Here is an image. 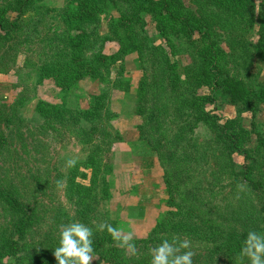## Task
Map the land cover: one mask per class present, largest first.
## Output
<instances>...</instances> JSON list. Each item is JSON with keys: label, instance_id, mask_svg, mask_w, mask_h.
Listing matches in <instances>:
<instances>
[{"label": "trees", "instance_id": "trees-1", "mask_svg": "<svg viewBox=\"0 0 264 264\" xmlns=\"http://www.w3.org/2000/svg\"><path fill=\"white\" fill-rule=\"evenodd\" d=\"M64 1L61 8L43 0L0 1V72L10 70L19 45L26 40L29 11L48 12L63 27L52 37V53L35 69L38 85L52 80L66 91L86 79L101 78L111 65L136 54L144 64L136 81V116L142 117L137 127L149 145L151 158L146 166L163 168L167 207L147 236L131 237L128 243L139 244L138 254H128L127 245L122 246L106 228L97 230L103 223L118 231L117 220L109 214L102 222L98 206L113 196V166L105 155L111 133L98 124L103 112L109 119L119 114L107 110L105 91L92 95L84 107L74 106L66 97L57 103L39 100L36 112L46 122L81 125L79 134L87 153L71 159L58 172L57 182L47 177L31 185L22 174L17 180L6 173L16 148L0 135V264H11L8 259L16 255L19 264H56L53 248L58 229L70 221L93 228V253L106 264H149V249L173 237L198 242L204 255H198L194 264L199 259L214 264L219 256L248 262L239 256L246 233H264V128L257 121L264 110V80H260L264 0ZM102 13L109 21L108 33L100 39L96 26ZM147 16L162 43L146 35ZM106 39L116 41L118 49L91 52L95 43ZM178 55L189 60L183 74L174 59ZM201 88L209 91L200 93ZM130 89L128 83L125 91ZM217 100L248 112L250 127L239 117L221 120L208 108ZM9 109L12 117L0 116V120L14 130L20 128L25 119L18 114L19 107L10 104ZM200 129L210 132L211 149L200 139ZM236 156L243 157L241 166ZM55 184L62 187L67 206L51 210L42 206L41 195L48 189L54 194ZM99 216L100 221H95Z\"/></svg>", "mask_w": 264, "mask_h": 264}, {"label": "rangeland", "instance_id": "rangeland-1", "mask_svg": "<svg viewBox=\"0 0 264 264\" xmlns=\"http://www.w3.org/2000/svg\"><path fill=\"white\" fill-rule=\"evenodd\" d=\"M185 1L188 2V0ZM64 2V0H43L42 3L50 7L61 8ZM25 21L29 22L26 25L27 32L24 34L26 40L19 45L15 62L10 70L0 72V116L12 117L9 105L15 104L19 107L18 114L25 119L24 124L15 130L0 120V135L4 134L10 145L16 148V154H12L13 157L8 159L6 173L17 180H21L19 176L22 174L31 185H35L37 179L43 182L47 177L57 182L58 172L64 171L71 159L84 157L87 153V146L84 145L82 135L79 134L80 124L46 122L36 112L38 101L44 99L57 103L66 97L74 106L84 107L93 97L92 95L105 91L107 110L119 115L109 119L107 113L103 112L98 124L113 134L108 135L109 144L105 147L106 160L113 166L110 175L113 196L101 201L98 205L101 210L100 215L103 216L102 222L105 221L104 216L107 213L110 218L117 220L119 234L130 235L133 238L147 236L149 229L156 224L161 212L166 209L165 199L168 195L161 184L163 168L160 165L146 166L147 160L151 158L148 152L149 145L140 138V130L137 127L142 122V117L136 116L138 103L136 81L144 72V64H140L137 55L134 54L111 65L108 73L103 72L101 78L86 79L66 91L58 88L52 80H45L38 85L35 69L52 53V37L55 33L61 32L63 27L60 21L57 18L54 20L48 12L36 15L34 11H29L25 15ZM108 21L107 13H102L96 26L100 39L108 33ZM34 25L35 29H33ZM145 32L150 40L157 44L162 43L155 23L149 16L146 17ZM256 32L257 27L252 37L256 38ZM23 39L22 34L19 40ZM118 46L116 41L106 39L105 42L95 43L91 52L101 48L110 53L116 51ZM174 59L177 60L178 71L183 74L184 65L189 62L188 58L178 55ZM145 66L149 69L147 63ZM262 68L260 80H264V65ZM128 83L131 89L126 92L125 87ZM208 91L207 88L199 89L200 93ZM208 108L217 113L221 120L239 117L246 127H250L251 115L236 104L227 100H217L215 104L208 105ZM257 121L263 126L261 128H264V110L259 114ZM82 124L85 125L84 122ZM199 132L204 135L201 134L200 139H205V147L211 149V139L207 138L210 132L205 129H200ZM114 137L115 140L112 142ZM236 160L239 166L244 162L242 156H236ZM53 191L54 194L51 193V189H48L49 193L41 195L42 206H47L51 210H55L57 206L66 207L62 187L55 184ZM53 213L51 212V215ZM100 219L101 216L96 217L95 221H100ZM188 241L191 250L195 253L194 264L196 257L204 255V251L201 250L198 242ZM138 245L134 246L135 252L127 248V253L138 254L140 251ZM8 260L11 264L20 262L18 255ZM203 262V259H199L198 264H203ZM91 264L106 263L94 255ZM214 264H248V262H241V259L233 262L230 257L219 256Z\"/></svg>", "mask_w": 264, "mask_h": 264}, {"label": "clouds", "instance_id": "clouds-1", "mask_svg": "<svg viewBox=\"0 0 264 264\" xmlns=\"http://www.w3.org/2000/svg\"><path fill=\"white\" fill-rule=\"evenodd\" d=\"M105 228L114 239L121 240L122 246L127 245L128 249L135 252L134 246L128 243L130 235L120 237L117 229L111 225L101 223L96 226L99 231ZM92 236L93 228L82 222L70 221L61 225L57 233V244L53 248L56 264H91L94 259ZM149 255V264H193L195 253L188 240L178 241L173 237L171 241L161 239L160 243L149 249ZM239 256L246 257L248 264H264V233L249 230L242 241Z\"/></svg>", "mask_w": 264, "mask_h": 264}]
</instances>
